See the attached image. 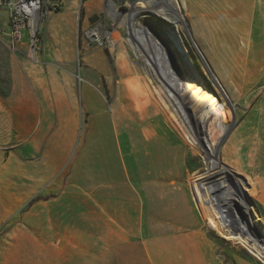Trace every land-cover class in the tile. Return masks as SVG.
Wrapping results in <instances>:
<instances>
[{
    "label": "crops",
    "instance_id": "obj_1",
    "mask_svg": "<svg viewBox=\"0 0 264 264\" xmlns=\"http://www.w3.org/2000/svg\"><path fill=\"white\" fill-rule=\"evenodd\" d=\"M48 1L36 63L19 55L23 72L0 93V264H264L243 248L222 246L202 225L187 171L166 158L180 149L165 146L160 123L118 97L105 48L83 34L101 22L108 1ZM6 15L0 26L9 29ZM109 103L119 131L106 151L98 125ZM81 112L90 131L82 143ZM119 144L129 146L125 156ZM45 183V199L22 212ZM258 188L264 206L262 179Z\"/></svg>",
    "mask_w": 264,
    "mask_h": 264
},
{
    "label": "bare ground",
    "instance_id": "obj_2",
    "mask_svg": "<svg viewBox=\"0 0 264 264\" xmlns=\"http://www.w3.org/2000/svg\"><path fill=\"white\" fill-rule=\"evenodd\" d=\"M261 4L264 5L261 0H188V2L185 0H136L131 3L129 11L124 15L125 20L122 26L126 36L115 31L112 35L110 34L109 44L116 50L115 66L122 77L121 82L118 81L114 86L118 97L128 103L127 107L134 105L137 109H142L148 95V89H145V86L150 85L154 91L158 92L160 102L170 110L175 120H179L188 141L202 149L207 158L203 170L201 172L198 170L194 174L195 178L191 183L193 198L198 202L204 197L207 186L215 188L216 195L211 200V207L217 224L224 227L225 237L240 243L249 253L264 261V227L259 222L260 215L250 197L248 184L235 173L222 180L219 179L220 167L224 166L233 147L244 137L246 129L242 125L237 126L240 112L233 97L240 93V87L235 82V70L241 63L238 57L243 56V62L246 60L248 39H240L237 42L226 30L236 27L235 31L242 32L243 27L238 20L245 18L243 22L249 23L250 12L255 11L254 9H257V14L262 15L264 9L261 10ZM107 14L112 18L122 14L114 0H108ZM138 15H142L143 18L149 15L150 18L145 20V25L138 24L137 21L135 22V17ZM155 20L163 23V26L156 24ZM188 20L191 23L190 27L187 24ZM255 22L258 25L262 19L257 18ZM101 27L103 28L100 25L97 27V32L102 31ZM195 36L200 38L201 45L205 42H209L210 45L203 46L205 49L201 50L194 40ZM219 37L229 42L225 50L215 42V39ZM124 43L130 45L142 58L147 79L149 78L147 85H144L141 80H126L131 70L137 75L139 73L138 68L131 64L126 52L123 51ZM168 48L179 53L183 74H176L171 70ZM95 63L98 62L95 61ZM256 64H253V69L246 68V77L259 74ZM103 65L104 70H108L105 68V63ZM108 73L111 75L110 72ZM152 79L157 81V86L152 87ZM207 80L214 83L216 89H220V95L223 96L219 98L208 87ZM97 90L105 99L104 93ZM153 102V99L147 100L151 107L158 108V104ZM160 102L158 101L159 104ZM123 109L127 110L125 106ZM116 115L115 104L109 103L108 108L105 109L103 105L100 108L101 123L98 125V133L108 138V143H103L106 151L111 147L109 140L111 141L113 134L116 138L118 136ZM250 117L253 120V126L248 129V132L252 134L256 142H259L254 145V151L258 154L257 146L261 147L260 139L264 137V104ZM128 147L125 148L128 149ZM125 148L118 145L120 155L125 156ZM231 202L241 204L246 214L245 222L238 220L225 206Z\"/></svg>",
    "mask_w": 264,
    "mask_h": 264
},
{
    "label": "rangeland",
    "instance_id": "obj_3",
    "mask_svg": "<svg viewBox=\"0 0 264 264\" xmlns=\"http://www.w3.org/2000/svg\"><path fill=\"white\" fill-rule=\"evenodd\" d=\"M134 1L136 0H114V2L117 5L118 10L122 12V14L118 15L116 18H112L111 16L107 14V5L105 4L106 5L105 12L101 13V16L98 19H100L102 26H106L107 29L111 31V35L115 31H119L123 36H126L124 27L122 26L125 20L124 15L125 13L129 11L131 3ZM185 1L188 2V0H185ZM261 1L264 3L263 0ZM263 9H264V5L261 4V10ZM254 10L255 11L253 12L249 11L250 12V18H248L250 19L249 23L243 22L245 18H240L238 20V21H241L240 26L243 27L242 32L238 30L235 31L236 27H234V29L230 27L228 30H226V32H228L230 36H232L234 40H236L237 42H239L240 39H243V40L248 39L247 40L248 47L246 48L247 51L245 52V57L247 61L245 60L243 62L244 60L243 56L238 57L241 63L238 64L235 70L236 72L235 82L240 87V93L233 97V100L235 101V105L238 111L240 112V118L238 120L237 126L242 125L246 129H245L244 137L241 139V141L238 144H236L233 147L232 152L230 153L228 158H226L224 166L220 167L219 179L222 180L226 176H230L235 173L239 175L246 184H248L249 191H250V197L252 201L254 202L256 209L260 215L259 222L261 226L264 227V206H262L261 203L259 202V188H258L259 181L261 179L264 181V137L260 139L261 147L259 148V146H257L258 151H259L257 154L254 151V148H255L254 145L258 144L259 142H256L254 138H252V134L251 133L249 134L248 132V129H250L253 126L252 125L253 120L251 119L250 116L256 113L258 109L262 108L264 104V29H263L264 28L263 27L264 26V13H262V15H259L257 14L258 13L257 9H254ZM50 13L44 16L38 24L39 44L42 38L41 29H40L41 24L44 20H46L49 17ZM0 16H3L4 18H6L7 15L4 9H0ZM148 18H150L149 15H146V17L144 18L142 17V15L140 16L138 15L135 17V22L137 21L138 24L145 25V20H147ZM257 18L262 19V22H259L258 25L255 22ZM155 21H156V24L163 26V23H159L157 20ZM187 24H188V27H190L191 23L189 20L187 21ZM194 40L197 46L201 50L205 49V47H208L210 45L209 42L208 43L205 42L203 45H201V40L197 36H195ZM215 42L220 47H223L224 50L227 48V46H229V42L227 41V39H223L219 37L217 38V40L215 39ZM123 45H124L122 46L123 51L126 52L127 58H129L131 64L135 65L138 68L137 71L139 73L137 75L136 73H134V71L131 70L126 77V80L127 81L141 80V82L144 85H147L149 78L147 79L148 76L146 75V69L144 67V62L142 61V58H140L138 54H136L133 51L130 45H127L125 43ZM193 47H194V44H193ZM103 51H104L103 54L106 57L109 68L112 72L110 73L111 75L115 76L112 83L114 84V86H116V83L118 81L121 82L122 80V77L120 76V73L118 72L115 66V61L117 57L116 50L110 47V49L105 48ZM201 52L203 53V51ZM224 52L225 51H223V53ZM19 55L27 56L26 52L24 51L13 50L9 46L6 39L3 37H0V93L2 94H6L10 90L11 86L13 85V78H14L15 73L16 72L20 73L21 71L23 72L22 65H21L22 62L20 60ZM193 57H194V53H193ZM205 58L208 59L207 57ZM254 59H257V61H254ZM31 61L33 63H36L33 60ZM83 61H84L83 53L81 52L79 53L78 60L76 62V74H77L78 80H79L80 66L83 65ZM100 61L103 67L102 71L104 72L108 71V70H104L103 63L105 62L103 61V59L100 58ZM179 63L182 66V60H179ZM254 63H257L256 65H257V70L259 74H257L256 76L251 75L249 77H246L245 76L246 68L253 69ZM212 71L213 73H215L214 69H212ZM251 72L253 73L252 70ZM104 81L108 82L107 79H104ZM110 84L111 82L109 80L107 84L109 88L111 87ZM207 84H208V87L212 89V91L219 98L220 96H223V95H220L221 93L220 89L217 90L214 83L207 80ZM157 85L158 83L154 79L152 87L157 86ZM146 88L148 89L147 90L148 95L145 99V103L143 104V108L140 111L142 113H148L149 119H154L160 123L161 126L159 127V129H156V131L166 136L167 143L165 146L180 149V153L177 156L175 155L171 156L170 154L169 155L167 154L168 156H166V158L168 159H170L171 157L175 158L174 160L176 161L175 165L180 166L187 171V176L185 178L187 179L188 183L191 184L192 180L195 178L194 174L198 170L201 172L203 170V167L207 163L205 152L202 149L193 146V144H191L188 141L186 137V132L184 131L179 120L178 121L175 120L170 110L167 107L163 106V104L160 102L159 95L157 94L158 92L154 91V89L151 88L150 85L145 86V89ZM108 99H109V96H108ZM150 99H153L154 101L153 103L158 104V108L156 106L151 107V105L147 103V100H150ZM158 101L161 104H159ZM88 118L89 117L86 112L80 113V122H82V128H81L82 129L81 131L82 141L81 143L84 141L85 138H87V136L90 133ZM81 143L76 148L75 153L79 150ZM76 156H77V153L75 154V157ZM72 161L73 160L68 161L64 172L68 171V169L70 168V165L72 164ZM260 174H262V176H260ZM46 186L47 185L45 183L43 186H40L37 190L35 189L31 191L32 192L31 195L28 196L29 198L28 202L25 204V206L23 205L21 206L22 212L25 211L26 205L27 207H30L31 204L35 202V201H32L34 198L36 197L44 198L43 196L48 192ZM215 195H216L215 188L209 185L207 186V189L205 190L204 197L200 199L198 202H196L192 196L193 200L195 201V204L198 207L199 212H197V215L199 216L202 225L205 228H208V231L211 235L219 239L222 246L239 247L247 251V249L243 247L240 243L227 239L224 235L223 225L217 224L216 217L213 214L214 210L211 207V200L214 199ZM256 259L258 260V258ZM260 262H264V261H260Z\"/></svg>",
    "mask_w": 264,
    "mask_h": 264
},
{
    "label": "built area",
    "instance_id": "obj_4",
    "mask_svg": "<svg viewBox=\"0 0 264 264\" xmlns=\"http://www.w3.org/2000/svg\"><path fill=\"white\" fill-rule=\"evenodd\" d=\"M0 9L6 10L10 21L9 29L0 26V37L5 38L13 50L20 51L21 45L25 44L28 58L37 60L39 49L38 24L52 10L49 1L0 0ZM99 25L102 26L101 22H96L88 27L83 34L89 43L110 49L111 31L103 26L104 29L101 27L102 31L97 32Z\"/></svg>",
    "mask_w": 264,
    "mask_h": 264
},
{
    "label": "water",
    "instance_id": "obj_5",
    "mask_svg": "<svg viewBox=\"0 0 264 264\" xmlns=\"http://www.w3.org/2000/svg\"><path fill=\"white\" fill-rule=\"evenodd\" d=\"M167 54L169 57V63H170L171 70L175 72L176 74H183L182 66L179 63V60L181 59L178 53L172 48H168ZM225 206L229 208L231 214L234 215L238 220H240L241 222H245L246 214L240 203L231 202L230 204H226Z\"/></svg>",
    "mask_w": 264,
    "mask_h": 264
},
{
    "label": "trees",
    "instance_id": "obj_6",
    "mask_svg": "<svg viewBox=\"0 0 264 264\" xmlns=\"http://www.w3.org/2000/svg\"><path fill=\"white\" fill-rule=\"evenodd\" d=\"M40 198H37V199H33L32 201H37V200H39Z\"/></svg>",
    "mask_w": 264,
    "mask_h": 264
}]
</instances>
